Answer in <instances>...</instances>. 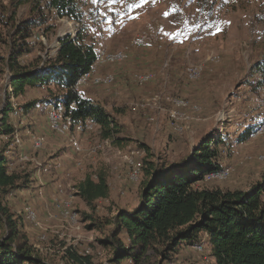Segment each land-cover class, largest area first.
<instances>
[{"label": "rangeland", "instance_id": "obj_1", "mask_svg": "<svg viewBox=\"0 0 264 264\" xmlns=\"http://www.w3.org/2000/svg\"><path fill=\"white\" fill-rule=\"evenodd\" d=\"M79 1L85 12L83 23L97 51L125 50L128 53L123 62L98 64L92 71L93 75L113 74L116 77L113 84L83 87L84 97L105 107L119 122V136L126 139L127 145L116 146L111 142V146L103 145L102 151L91 155V147L102 144L103 140L94 131L82 135L85 153H74L69 136L50 131L45 119L48 108L57 102L58 91L52 92L46 87L28 88L11 102L20 106L35 103L34 109L29 113L20 109L22 114L15 117L13 123L32 127L47 143L38 150L25 139L20 149L13 147L7 154L11 158L10 169L29 182L8 195L6 202L22 218L33 246H44L42 250L37 249L46 255L44 258L49 264H69L70 250L82 254L86 249L91 250L92 264H116L111 249L106 248L101 239L108 235L112 227L108 221L118 207H134L138 203L143 177L142 168L137 178L131 177L132 170L119 151L139 150L136 160L142 166L145 159L178 161L210 137H223L226 143L219 147V163L231 168L232 175L226 181L208 185L247 189L262 179L264 133L255 135L253 129L264 119V88L259 86L260 75L253 73V66L264 56V0ZM25 13L24 8L21 14ZM49 22L55 28L48 35L36 30L34 41L39 44L33 53L24 57L25 61L46 57V51L54 54L59 37L75 35L79 27L67 17L52 18ZM11 34L9 28L0 24V109L9 103V70L5 59L11 50ZM192 67L202 69L198 78H189L188 70ZM141 73H151L154 78L140 84L137 76ZM155 96L162 98L158 107L143 106ZM168 98L185 99L200 107L198 113L188 110L194 119L187 122L188 129L182 134L172 127ZM57 158L64 162L61 171L47 176L39 171L40 164ZM93 167L116 171L121 179L126 176L134 185L133 189L127 190L121 182L115 187L110 179L111 196L100 199L96 210H92L76 194V188L86 174L95 173L91 170ZM58 185L65 187L79 213L82 228L75 229V234L68 235L63 230L58 216H55L58 220L52 222L58 226H50L44 220L49 219L50 212L43 204ZM40 188L45 191V197L39 195ZM28 204L38 210L48 241H40V229L32 227L22 215ZM93 223L95 226L90 227ZM98 223H102L105 230H101ZM202 241L205 247L202 253L194 252L193 245L184 244L171 260L163 262L156 251L149 249L139 264H211L206 235ZM49 245L52 252L46 249Z\"/></svg>", "mask_w": 264, "mask_h": 264}, {"label": "trees", "instance_id": "obj_2", "mask_svg": "<svg viewBox=\"0 0 264 264\" xmlns=\"http://www.w3.org/2000/svg\"><path fill=\"white\" fill-rule=\"evenodd\" d=\"M24 8L26 15L21 14ZM63 17L79 25L75 35L59 37L54 54L46 51V57L25 61L39 44L34 41L36 30L48 35L55 28L50 19ZM84 18L79 0H0V24L12 32L11 50L5 59L12 96L23 95L28 88L46 87L58 91L55 105H68L78 98L74 85L91 70L99 53L89 39ZM253 73L260 75L258 84L264 88V56L254 64ZM77 103L75 119H91L99 124L103 139L116 146L125 144L126 139L119 136V122L105 107L86 97ZM34 105L26 103L22 112L29 113ZM11 111L9 99L0 110V264H49L33 246L22 218L6 202L8 195L29 182L10 169L7 154L14 147ZM225 143L223 137H210L178 161L145 159L138 203L118 207L108 221L112 225L108 235L101 239L111 249L113 262L139 264L149 249L168 261L184 244H197L206 235L214 259L211 264H264V175L247 189L209 186L215 181H205V174L221 167L219 147ZM76 194L96 210L100 199L111 196V187L105 175L94 177L91 172L77 184ZM68 254L69 264H92L90 255L76 250Z\"/></svg>", "mask_w": 264, "mask_h": 264}, {"label": "built area", "instance_id": "obj_3", "mask_svg": "<svg viewBox=\"0 0 264 264\" xmlns=\"http://www.w3.org/2000/svg\"><path fill=\"white\" fill-rule=\"evenodd\" d=\"M142 39H144V37H142ZM127 57L128 53L125 50H118L115 52L100 51L98 53L97 61L92 65L91 70L82 74L74 85V91L77 93L78 98L71 101L68 105L60 103L59 105H52L48 108L46 112V122L48 128L50 131L58 134L59 136H69V145L74 153L78 155L85 153L84 145L81 139L82 135L96 131V133L101 136V129L98 123L91 119L77 120L74 118V112L78 107V99L84 98L83 87L89 84L111 85L116 81V77L111 73L105 75H93L92 71L94 67L98 64L107 65L111 63H120ZM188 71L189 78L195 79L200 76L202 69L199 67H192ZM152 78H154V75L151 73H141L137 76V82L144 84L152 80ZM7 88L9 92L8 98L15 100L17 97L11 95L12 85L10 71H8L7 75ZM161 100L162 98L160 96H155L148 103H143V106L151 105L158 107ZM167 100L171 105L169 109V116L172 127L177 133L182 134L188 129L187 122L194 119V116L190 115L188 110L198 113L200 111V107L198 105H191L189 101L181 98H168ZM62 104L63 106H61ZM3 108L4 106L0 110ZM21 108L22 106L17 103H12V111L10 114L12 120L19 116V114H22V112H20ZM253 131L255 135H261L264 133V119H262ZM25 139H28L32 143L33 147L38 150L42 149L47 143L46 138L37 134L32 127H24L22 124H14V132L12 134L13 146L20 149L24 145ZM103 145L111 146V140L103 139L102 144H97L91 147L89 154L97 155V153L103 150ZM119 153L121 154L124 162L132 170L130 173L131 177L137 178L141 172V165L136 160L140 151L131 149L128 152L119 151ZM259 158L262 159L261 156ZM63 168L64 162L61 158L39 165V171L46 176L51 175L54 172H59ZM231 175V168L221 166L218 170L205 174V181H226L231 177ZM94 177H96V175ZM39 195L41 197H45V191L43 188H40ZM43 205L49 210L51 215L60 217L64 222L77 230L82 228L79 213L73 206L72 197L66 192L65 187L62 185H58L55 188V190L50 194L49 199H45V203ZM22 214L27 222L40 229L39 240L42 242L48 241L49 237L46 232H43L45 231V228L40 219L38 210L28 204L23 208ZM193 250L196 253H202L205 250L203 241L194 244ZM90 254V249H86L84 253H82L83 256H88Z\"/></svg>", "mask_w": 264, "mask_h": 264}, {"label": "crops", "instance_id": "obj_4", "mask_svg": "<svg viewBox=\"0 0 264 264\" xmlns=\"http://www.w3.org/2000/svg\"><path fill=\"white\" fill-rule=\"evenodd\" d=\"M36 111V110H35ZM45 119H46V114H45ZM84 139V136H82V140ZM242 163V162H241ZM91 170H93L95 173H93V176L101 173L103 175H105L108 179V182H109V185L110 187L112 188V182H110V179H113L114 181V186L117 187L118 185H120V182L123 184V186H126V189L129 190V189H133L134 185L129 182L126 178V176L124 178L121 179L120 177V174H118L116 171H107L106 169H103V168H96V167H93ZM122 172H125V171H122ZM127 174V173H126ZM84 179V178H83ZM81 179V180H83ZM240 179H238L239 181ZM234 183L237 184V181H234ZM240 183V182H239ZM132 184V185H131ZM233 184V182L231 183ZM77 190V188H76ZM139 195V193H138ZM49 216V219L47 220V218H44L45 222H47L48 224H50V226H58V225H53L55 220H58V218H56L55 216L51 215V214H48ZM41 219V218H40ZM59 223H61V227L63 228V230L65 232H67L68 235H71V234H75L77 233V231L75 230L74 227H72L71 225H68L66 222H64L60 217H59ZM31 225V224H30ZM32 227H34L33 225H31ZM35 228V227H34ZM32 228V229H34ZM35 230V229H34ZM36 231V230H35ZM74 236V235H73ZM35 249L39 252V254L42 256V257H45L46 258V255L44 256V254H42V252H40L37 248H44V246L41 247V245H35ZM46 249L49 251V252H52L51 250V246H47ZM212 261H214L213 257H212Z\"/></svg>", "mask_w": 264, "mask_h": 264}]
</instances>
